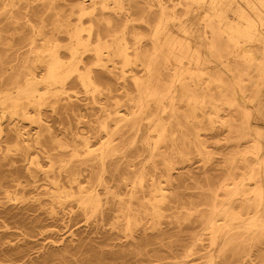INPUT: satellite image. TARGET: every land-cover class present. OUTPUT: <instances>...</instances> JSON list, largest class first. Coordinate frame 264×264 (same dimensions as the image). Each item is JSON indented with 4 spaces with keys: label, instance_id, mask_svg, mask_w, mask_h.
<instances>
[{
    "label": "rangeland",
    "instance_id": "rangeland-1",
    "mask_svg": "<svg viewBox=\"0 0 264 264\" xmlns=\"http://www.w3.org/2000/svg\"><path fill=\"white\" fill-rule=\"evenodd\" d=\"M255 2L0 0V264H264V219L246 218L253 206L226 238L202 231L228 179L257 156L264 188V78L243 107L220 106L227 124L210 104L192 114L188 101L232 81L205 54V31L264 77V1ZM79 4L118 15L117 30L121 5L162 22H128L98 54L86 44L108 27ZM240 51L252 61L240 63ZM96 73L119 85L93 86ZM74 171L81 189L67 182ZM251 188L237 210L255 200ZM80 190L99 204L82 209ZM262 209L264 218V198Z\"/></svg>",
    "mask_w": 264,
    "mask_h": 264
},
{
    "label": "bare ground",
    "instance_id": "bare-ground-1",
    "mask_svg": "<svg viewBox=\"0 0 264 264\" xmlns=\"http://www.w3.org/2000/svg\"><path fill=\"white\" fill-rule=\"evenodd\" d=\"M251 4H255L256 0H247ZM264 1V0H263ZM104 5V4H103ZM79 11L82 15H90L94 17V20L97 24H106L108 27V33L103 34L102 29L98 28V32L95 36V41L90 44H86L87 46L93 45V49L96 53H101L102 49L109 48L111 46H114L118 40V34L125 29V26L128 22L132 21H142L146 22V24L153 23L155 26L159 25L162 21L159 16H157L154 19H149L148 14L144 10L141 9V7L138 4H132L129 7L120 6L121 11L125 12L124 16L126 14L127 17H125L123 29L117 30V26L121 25V18H119L118 15H111L105 12V10L100 9L98 7H90L85 8L84 6L78 5ZM106 7V6H104ZM164 11H160L159 14L162 16ZM208 21H206L207 23ZM109 24V25H108ZM112 26V28H109V26ZM116 28V29H115ZM157 32H159L158 28H156ZM123 33V32H122ZM205 35L210 34L207 38V57L209 56L210 63L213 64V67L219 69L220 71H223L226 73L228 77L232 79L230 83H225L223 81H219L216 86L218 88L217 95H213L211 92L208 93V99L204 100L202 98H197L194 94L189 97L188 101L193 102L191 108L189 109L192 114L194 111H201L204 112L207 110L208 105L210 104V107L215 111V118H218V121H221L224 124H227L224 120L220 118L218 115V111L220 110L221 105H225L227 107H236L241 108L246 103H248L251 99H253L259 92L260 88L263 85V76L259 75V77L256 79L254 76L249 75V69H246V67L237 66L234 61H231L233 57H235V53L237 51L230 50V45L227 43H223V41L218 37V35L213 34L212 32L209 33V31H205ZM106 37H109L108 39ZM121 37L123 39V34H121ZM76 38V43H79L80 45H83L82 42H80ZM264 46V44H262ZM84 46V45H83ZM86 46V47H87ZM260 50V51H259ZM241 52V51H240ZM239 52V56H241L240 63L247 64L250 63L252 60L248 59L249 57H245L246 52ZM251 52V51H250ZM261 55L262 49L255 48V51H253L250 55ZM40 55V54H37ZM179 64L182 63V60L178 59L176 60ZM197 64H202V62L198 63V61L194 60ZM198 68L200 72H204V67L201 65ZM91 84L93 86H106V89H116L117 85L119 83L111 82L105 76L103 73H96L92 75V77H89ZM251 86V88H254V91L252 90V93L246 90V86ZM34 98V96L32 97ZM35 104V101L34 103ZM194 104H199V106H195ZM201 104V105H200ZM208 104V105H207ZM205 105V106H204ZM261 119V118H260ZM258 121L257 118H255V121ZM228 127H231L230 124L227 125ZM255 126V125H254ZM249 127V126H248ZM16 134H19L17 132ZM260 149V147H259ZM260 160V157L257 156L252 162L246 163L247 171L245 172V175L239 179L238 181H234L231 179H228V181L232 182L231 187H225V195L223 198V201L219 205H213L212 211L210 212V215L205 220V224L202 228V231H211L212 234L215 233L213 237H217L216 232H223L222 237L226 238L230 231L231 226L229 223L231 220H239L243 219V210L246 209V207L253 206L254 212L253 214L247 213L246 218H254L258 217L256 219L263 221V198H264V188L261 186V182L259 180V166L258 162ZM82 173L80 171H74L69 178H67V182L69 184H76L79 189L83 188L81 184L83 182L80 181L82 177ZM86 178H89L87 176H83ZM139 184H142L144 182V177L141 175L139 177ZM153 177H151V181H153ZM251 186V192L252 196L254 197V201L252 203H244L243 206L237 210L234 205L235 202L242 197L245 198L246 192L245 187ZM72 188V187H71ZM159 191L163 192V195L161 196L162 200H165L167 198V195L164 193V189H158ZM171 189L167 190V192H170ZM81 196L79 200V206H81L82 209H86L90 206H96L99 204L97 195L93 193H86V195H83L84 190L79 191ZM70 197V196H69ZM222 220L223 223L221 225H218V222ZM129 222V220H128ZM211 237V244L215 243V238ZM213 261L210 260V263Z\"/></svg>",
    "mask_w": 264,
    "mask_h": 264
}]
</instances>
